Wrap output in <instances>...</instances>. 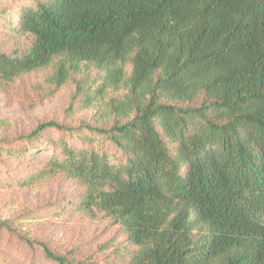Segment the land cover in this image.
Listing matches in <instances>:
<instances>
[{"label": "trees", "instance_id": "16d2710c", "mask_svg": "<svg viewBox=\"0 0 264 264\" xmlns=\"http://www.w3.org/2000/svg\"><path fill=\"white\" fill-rule=\"evenodd\" d=\"M28 2L8 28L31 45L0 54L1 78L92 68L82 109L126 91L108 101L124 123L48 161L84 186L80 207L121 225L132 264H264V0ZM49 128L66 129L34 135Z\"/></svg>", "mask_w": 264, "mask_h": 264}, {"label": "rangeland", "instance_id": "374dc122", "mask_svg": "<svg viewBox=\"0 0 264 264\" xmlns=\"http://www.w3.org/2000/svg\"><path fill=\"white\" fill-rule=\"evenodd\" d=\"M28 3L0 0V54L20 56L30 47L31 36L8 28ZM54 72L49 67L12 80L0 77V264H58L44 248L68 264H132L137 248L129 245L121 225L96 208L83 210L84 186L48 166L60 142L79 148L89 135L85 128L124 123L110 112L108 101L122 99L126 91L108 89L82 109L77 88L93 80L96 71L71 73L60 86L51 81ZM47 122L66 129L34 135ZM99 145L114 152L109 143Z\"/></svg>", "mask_w": 264, "mask_h": 264}]
</instances>
